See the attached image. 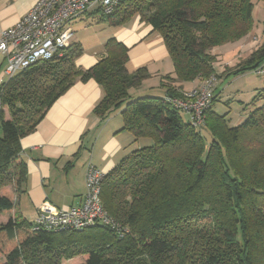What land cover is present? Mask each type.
Here are the masks:
<instances>
[{
  "label": "trees",
  "instance_id": "obj_1",
  "mask_svg": "<svg viewBox=\"0 0 264 264\" xmlns=\"http://www.w3.org/2000/svg\"><path fill=\"white\" fill-rule=\"evenodd\" d=\"M257 2L264 9V0H121L112 15L98 13L94 23L117 27L139 17L159 34L174 74L160 78L162 97L132 99L129 90L150 74L145 67L128 73V48L114 39L85 71L75 65L81 49L74 43L61 59L0 85V216L9 215L0 224V264H264V89L256 91L248 104L253 109L236 126L212 110L214 92L199 130L165 100L180 96L173 83L217 77L210 50L251 32ZM263 67L264 33L261 45L226 75L258 74ZM77 79L93 80L102 90L94 116L120 115L115 134L153 142L108 173L99 169L102 207L122 236L104 225L35 231L13 203L27 176L20 139Z\"/></svg>",
  "mask_w": 264,
  "mask_h": 264
},
{
  "label": "crops",
  "instance_id": "obj_2",
  "mask_svg": "<svg viewBox=\"0 0 264 264\" xmlns=\"http://www.w3.org/2000/svg\"><path fill=\"white\" fill-rule=\"evenodd\" d=\"M36 2L0 0V33L14 26ZM108 27L111 35L107 34L94 46L74 37L71 45L78 43L81 49L75 65L84 71L91 68L104 54L107 40L114 39L128 48L125 65L128 73L145 67L150 74L138 87L139 93L150 96L159 88L164 96L160 78L165 75L173 78L174 74L159 34L139 17L124 26ZM155 81L157 85H146ZM180 85L173 84L177 88ZM133 91L129 90L131 97ZM101 97L102 90L95 81L77 79L46 112L36 129L20 139V160L26 166L27 176L21 194L13 195V203L27 221H33L37 207L44 200L61 208L80 205L85 194L87 165L90 163L108 173L126 157L133 137L128 132L115 134L122 127L121 117L117 118L120 121L101 120L92 114Z\"/></svg>",
  "mask_w": 264,
  "mask_h": 264
},
{
  "label": "built area",
  "instance_id": "obj_3",
  "mask_svg": "<svg viewBox=\"0 0 264 264\" xmlns=\"http://www.w3.org/2000/svg\"><path fill=\"white\" fill-rule=\"evenodd\" d=\"M120 1L37 0L14 26L0 33V85L39 63L61 59L75 37L73 22L83 19L99 21L100 13L112 15ZM262 73L264 70L258 72ZM213 83L214 79H209L200 88L183 94L180 92L179 97L165 96V100L175 110L186 114L191 126L199 130L204 124V113L212 102ZM103 178L104 174L99 169L88 164L83 202L70 208H58L49 200H44L36 209L32 221L34 230L78 231L104 225L122 236L120 225L107 215L101 204Z\"/></svg>",
  "mask_w": 264,
  "mask_h": 264
},
{
  "label": "rangeland",
  "instance_id": "obj_4",
  "mask_svg": "<svg viewBox=\"0 0 264 264\" xmlns=\"http://www.w3.org/2000/svg\"><path fill=\"white\" fill-rule=\"evenodd\" d=\"M252 17V30L247 36L233 43H227L216 49L210 50L211 53L217 57L216 63L214 64L215 74L217 77L209 78L214 79V86L212 87H214V96L217 98L212 110L219 115H227L226 118L228 126H236L248 115V113L253 109V107L248 105L249 102L253 98L256 91L264 89V73L257 74L256 72H247L237 76L226 75L228 71L233 70L241 61L248 58V56L261 45L264 33V9L260 2H257L254 6ZM94 22H88L86 19L73 22L72 28L75 38L94 46L107 34H109V36L111 35L108 27L109 24H106L105 22ZM75 44L79 45L78 43ZM223 71L225 72L223 73ZM209 79L202 80L198 78L190 83H179L181 85L178 88L181 89L180 92H182V94L185 92H191L193 89L203 86ZM146 85H157V81L153 83H146ZM174 88L177 89V86H174ZM131 90H134L132 92V99L146 96V94L139 93V88ZM153 91L154 92H152L150 96H162V89L155 88ZM4 115L5 118L8 116L6 111ZM180 115L182 120L187 122L188 116L184 113H180ZM119 116L120 115L118 113H115L110 115L108 118H116V120L120 121V119H117ZM205 136H207V133H205ZM133 140L134 139L132 138L130 148L126 151V156L135 149L150 147L153 144L150 139H140L136 142H133ZM6 222L7 215L2 214L0 216V224H5ZM77 261L79 260L73 259L64 261L62 264H76Z\"/></svg>",
  "mask_w": 264,
  "mask_h": 264
}]
</instances>
